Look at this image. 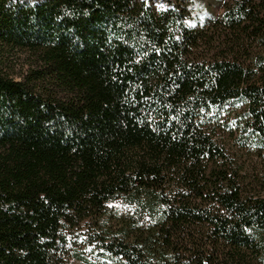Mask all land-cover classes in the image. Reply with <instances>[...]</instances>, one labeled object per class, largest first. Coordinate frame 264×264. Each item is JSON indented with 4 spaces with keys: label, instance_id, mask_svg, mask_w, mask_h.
<instances>
[{
    "label": "trees",
    "instance_id": "16d2710c",
    "mask_svg": "<svg viewBox=\"0 0 264 264\" xmlns=\"http://www.w3.org/2000/svg\"><path fill=\"white\" fill-rule=\"evenodd\" d=\"M220 7L0 0V264H264V0Z\"/></svg>",
    "mask_w": 264,
    "mask_h": 264
},
{
    "label": "rangeland",
    "instance_id": "374dc122",
    "mask_svg": "<svg viewBox=\"0 0 264 264\" xmlns=\"http://www.w3.org/2000/svg\"><path fill=\"white\" fill-rule=\"evenodd\" d=\"M144 1H146L149 5H151L155 10H162L167 8L168 2H177L178 0H144ZM197 1L200 3V9L202 11H209L218 15L222 11L220 4L224 0H197ZM72 264H80V263L76 261H72Z\"/></svg>",
    "mask_w": 264,
    "mask_h": 264
},
{
    "label": "snow or ice",
    "instance_id": "6c2138e0",
    "mask_svg": "<svg viewBox=\"0 0 264 264\" xmlns=\"http://www.w3.org/2000/svg\"><path fill=\"white\" fill-rule=\"evenodd\" d=\"M110 207H111V205H110ZM83 242V241H82ZM92 249H91V247L88 249V251H91ZM101 252H103V249H101L100 250Z\"/></svg>",
    "mask_w": 264,
    "mask_h": 264
}]
</instances>
